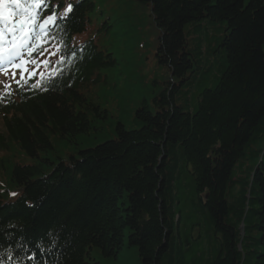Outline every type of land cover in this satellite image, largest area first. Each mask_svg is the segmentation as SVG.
<instances>
[{"label":"trees","instance_id":"1","mask_svg":"<svg viewBox=\"0 0 264 264\" xmlns=\"http://www.w3.org/2000/svg\"><path fill=\"white\" fill-rule=\"evenodd\" d=\"M39 12L46 75L0 91V264H264V0ZM134 32L154 59L140 100L118 69Z\"/></svg>","mask_w":264,"mask_h":264},{"label":"snow or ice","instance_id":"2","mask_svg":"<svg viewBox=\"0 0 264 264\" xmlns=\"http://www.w3.org/2000/svg\"><path fill=\"white\" fill-rule=\"evenodd\" d=\"M44 3L46 0H0V71L17 60L26 65L28 61L23 60L25 50L28 55H31L35 41L39 40L42 34L47 35L44 30L49 23L55 22L56 15L52 13L46 18L42 17L39 9ZM71 11L72 6L69 4L65 15ZM14 17L20 19L14 21ZM37 28L41 29V32H36ZM6 34L10 36L7 41ZM51 55H55V52H52ZM59 62H63V59L61 58ZM43 63L47 66L49 61L45 60ZM54 75H56L55 72L51 73L49 79ZM41 77L43 78V74ZM25 83H27L26 80ZM17 86L19 87V82H17ZM5 87L9 89L7 94L11 95L10 85H5ZM31 87H41V81L33 83ZM2 98L3 95L0 94V99Z\"/></svg>","mask_w":264,"mask_h":264},{"label":"rangeland","instance_id":"3","mask_svg":"<svg viewBox=\"0 0 264 264\" xmlns=\"http://www.w3.org/2000/svg\"><path fill=\"white\" fill-rule=\"evenodd\" d=\"M36 32H41V29L37 28ZM88 35L86 34H81V35H77L73 38V44L77 45L82 43L83 41L88 39ZM6 41L8 39H10V36L8 34H6L5 37ZM116 39V36H115ZM149 40V37L142 35L139 32H134L128 40V43H126L127 45L125 46L126 48L124 50L119 49V52L121 53L122 56L125 57V62L121 63L119 62V72H121L122 74L125 75L126 80H125V86L129 85V83H132L133 88L131 89V92H124L123 96H128L129 94L134 98H138V100H140L142 97L147 96V89H149V82L152 79L151 73L154 67V59L153 57H151V59L148 57L149 64L148 66L145 68V62L144 59L142 58V55L140 54V48L138 47V44H142L145 45V42ZM123 42V41H122ZM30 43H32L30 41ZM118 47H123V44L120 43L118 45ZM27 50H25L26 52ZM55 57L58 58V54H55ZM18 65H22V66H15L13 69L15 70V73H17V75H20V77H30L33 75V73L35 74H39V68L38 66L36 67H31V68H27L26 65L23 64V62H19ZM25 68L27 69L25 71ZM43 68V65H42ZM10 73V72H8ZM151 76V77H150ZM146 83L143 82L140 83L142 81V79L146 78ZM2 78L4 80H7L4 75H0V83H2ZM213 83L209 84V87H212ZM131 87V86H130ZM121 90V87H119L117 89V93H114L113 96H117L119 95V92ZM116 102V101H115ZM113 101H111L110 103H115ZM115 112L117 114V117H121L122 113H121V109L117 108L116 111H112V113ZM2 126H1V122H0V130H1ZM104 130V126L101 128V130H97L94 131L90 134L89 139L93 137V135L95 136L97 134V132H99L100 134L102 133V131ZM115 264H136V260L135 257L133 256V254H126L123 257H121L118 262H116Z\"/></svg>","mask_w":264,"mask_h":264}]
</instances>
